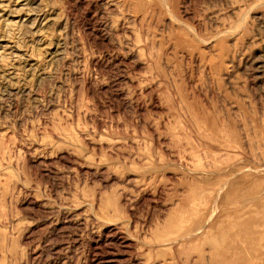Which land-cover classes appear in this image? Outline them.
<instances>
[{
  "label": "rangeland",
  "instance_id": "374dc122",
  "mask_svg": "<svg viewBox=\"0 0 264 264\" xmlns=\"http://www.w3.org/2000/svg\"><path fill=\"white\" fill-rule=\"evenodd\" d=\"M263 220L264 0H0V264H264Z\"/></svg>",
  "mask_w": 264,
  "mask_h": 264
},
{
  "label": "bare ground",
  "instance_id": "6f19581e",
  "mask_svg": "<svg viewBox=\"0 0 264 264\" xmlns=\"http://www.w3.org/2000/svg\"><path fill=\"white\" fill-rule=\"evenodd\" d=\"M211 217L209 221L211 220ZM238 236L239 238L249 241L250 245L254 244V245H258L260 249L264 248V245H263L264 244V220L259 221V222H251V223L241 222V224L239 225Z\"/></svg>",
  "mask_w": 264,
  "mask_h": 264
}]
</instances>
